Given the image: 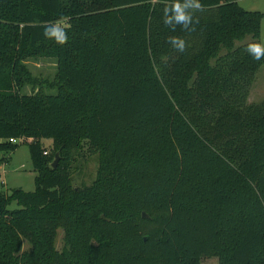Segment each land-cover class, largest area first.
Instances as JSON below:
<instances>
[{"label":"trees","instance_id":"obj_1","mask_svg":"<svg viewBox=\"0 0 264 264\" xmlns=\"http://www.w3.org/2000/svg\"><path fill=\"white\" fill-rule=\"evenodd\" d=\"M238 1L0 0V152L25 138L36 173L34 192L0 195V264H264V103H248L264 13ZM85 143L99 170L75 188Z\"/></svg>","mask_w":264,"mask_h":264},{"label":"rangeland","instance_id":"obj_2","mask_svg":"<svg viewBox=\"0 0 264 264\" xmlns=\"http://www.w3.org/2000/svg\"><path fill=\"white\" fill-rule=\"evenodd\" d=\"M239 5L247 11L264 13V0H239ZM67 20L58 21L54 28H67ZM251 38L248 37L245 42ZM261 46H264V18L261 22ZM26 65L32 75L40 80L53 81L58 72V64L53 58L29 59ZM34 89L26 87L24 94L30 95ZM47 94H56V90L45 88ZM249 104L264 103V65L261 67L257 78L251 88L248 99ZM44 150L51 154L53 147L52 140H43ZM14 152H0V195H10L14 189H22L25 192H34L36 189L34 166L31 160L29 146L18 144ZM101 152L93 150L89 144L85 143L82 150L74 152L69 161L70 172L73 180V187L90 186L97 178ZM16 203L9 206L10 210L18 209ZM55 246L58 251H63L65 247V233L63 229L57 232ZM32 244L27 240L22 241V253L32 250ZM200 264H219L217 258H203Z\"/></svg>","mask_w":264,"mask_h":264},{"label":"clouds","instance_id":"obj_3","mask_svg":"<svg viewBox=\"0 0 264 264\" xmlns=\"http://www.w3.org/2000/svg\"><path fill=\"white\" fill-rule=\"evenodd\" d=\"M199 8H201L200 4H198L196 9H199ZM176 19H177V22L179 23V22L189 21L190 17L184 15L183 12H180V14L176 17ZM45 34L48 35L47 30ZM51 35L55 36L56 40L61 44L66 43L67 41L66 33L60 28L54 29ZM169 42H171L173 46L178 48L180 51L185 50V41L183 39L178 38V37H171L169 39ZM250 50L256 53V56H255L256 59H260L261 56H264V46L253 45V46H250Z\"/></svg>","mask_w":264,"mask_h":264},{"label":"water","instance_id":"obj_4","mask_svg":"<svg viewBox=\"0 0 264 264\" xmlns=\"http://www.w3.org/2000/svg\"><path fill=\"white\" fill-rule=\"evenodd\" d=\"M60 160H61V156H60V152L58 151V152L56 153V155H55V159H54V161H53V163H52V167H53L54 169L57 168V166H58ZM142 217H143L144 219H151L150 216H149L146 212H143V213H142ZM145 240H147V239L145 238Z\"/></svg>","mask_w":264,"mask_h":264},{"label":"built area","instance_id":"obj_5","mask_svg":"<svg viewBox=\"0 0 264 264\" xmlns=\"http://www.w3.org/2000/svg\"><path fill=\"white\" fill-rule=\"evenodd\" d=\"M9 142L11 144H14V145H18V144H21V143H25V138H11L9 139ZM45 155H47L48 153L47 152H44Z\"/></svg>","mask_w":264,"mask_h":264},{"label":"crops","instance_id":"obj_6","mask_svg":"<svg viewBox=\"0 0 264 264\" xmlns=\"http://www.w3.org/2000/svg\"><path fill=\"white\" fill-rule=\"evenodd\" d=\"M0 168H1V166H0Z\"/></svg>","mask_w":264,"mask_h":264}]
</instances>
